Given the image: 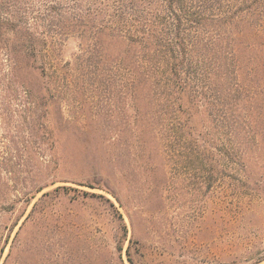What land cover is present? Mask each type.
<instances>
[{
  "label": "rangeland",
  "instance_id": "obj_1",
  "mask_svg": "<svg viewBox=\"0 0 264 264\" xmlns=\"http://www.w3.org/2000/svg\"><path fill=\"white\" fill-rule=\"evenodd\" d=\"M1 2L49 41L45 77L57 80L41 91L38 76L18 80L0 51V264L22 244L12 264H132L128 251L134 264H264V116L250 150L218 132L219 160L191 162L168 114L143 131L115 57L79 69L99 27L120 26V0Z\"/></svg>",
  "mask_w": 264,
  "mask_h": 264
},
{
  "label": "trees",
  "instance_id": "obj_2",
  "mask_svg": "<svg viewBox=\"0 0 264 264\" xmlns=\"http://www.w3.org/2000/svg\"><path fill=\"white\" fill-rule=\"evenodd\" d=\"M120 1L121 9L112 15L120 26L99 27L91 40L93 50L87 58L82 55L79 69L101 70L112 64L108 56L115 57L138 87L134 97L143 131L151 129V119L154 125L168 114L164 121L174 122V142L189 150L191 162L219 160L214 152L218 132L243 151L257 145L264 116V0ZM3 4L0 51L10 58V71L18 80L29 79L24 73L38 76L41 91L57 80L55 74L45 77L49 41L30 33L27 23L10 16L8 9L6 13ZM96 12V17L102 14ZM8 32L19 35L5 37ZM37 90L29 87L28 92L42 105L46 95ZM156 101L167 105L166 110H156ZM61 190L73 189L56 187L54 192ZM15 251L25 254V244L12 246L4 264H12ZM128 260L134 264L129 251Z\"/></svg>",
  "mask_w": 264,
  "mask_h": 264
}]
</instances>
